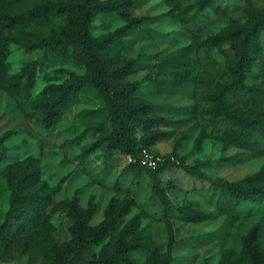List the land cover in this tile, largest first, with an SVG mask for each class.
I'll list each match as a JSON object with an SVG mask.
<instances>
[{
	"label": "rangeland",
	"instance_id": "rangeland-1",
	"mask_svg": "<svg viewBox=\"0 0 264 264\" xmlns=\"http://www.w3.org/2000/svg\"><path fill=\"white\" fill-rule=\"evenodd\" d=\"M57 1L0 0V224L12 206L17 181L25 174L37 170L43 182L57 189L39 225L0 241V264H53V245L72 238V218L57 204L74 197L84 208L95 205L93 225L105 218L112 199L127 208L104 241L84 249L83 263L96 260L107 246L118 264H147L153 250L164 253L172 242L171 264H253L242 254L243 239L259 225L258 240L264 247V200L221 211L219 180L235 182L264 166V132L249 131L255 145L246 147L236 138L242 127L214 114L212 96L231 79L228 63L234 53L228 40L221 46L198 48L197 44L232 22L249 23L264 10V0H215L222 13L214 6L200 10V0H134L131 14L143 20L114 42L107 56L114 64L135 60L131 73L116 84L138 81L131 102H148L151 112L165 119L135 130L140 146L176 161L154 170L129 162L128 154L109 146L116 125L104 96L92 85L70 100L54 126L43 125L39 102L44 87L62 83L72 73L87 75L88 70L70 47L52 51L27 46L29 40L60 34L67 15L53 13L45 19L22 21L15 16ZM125 23L117 14L102 13L91 32L95 36L111 33ZM254 55L246 74V92L227 95L233 108L249 117L264 110V31ZM31 63L36 66L33 85H26V77L15 84ZM153 132L162 135L147 144ZM188 167L194 168L192 173ZM157 184L172 204L169 212L155 191ZM185 205L207 217L188 220L179 210ZM135 218L140 244L119 253V233Z\"/></svg>",
	"mask_w": 264,
	"mask_h": 264
},
{
	"label": "trees",
	"instance_id": "trees-1",
	"mask_svg": "<svg viewBox=\"0 0 264 264\" xmlns=\"http://www.w3.org/2000/svg\"><path fill=\"white\" fill-rule=\"evenodd\" d=\"M134 0H60L37 5L15 16L17 21L36 20L48 18L56 13L68 16V23L58 35H51L38 41H27L31 48L43 47L52 51H65L73 49L76 60L85 65L87 75L72 73L62 83H52L44 87L42 99L39 104L42 108V122L46 128L54 126L70 100L77 96L87 86H94L104 96L110 119L115 123L116 130L109 139L111 148L120 149L126 154L138 156L141 148L135 136L136 128L140 126H153L165 121L162 116L151 112L148 102L133 103L131 98L139 87V82L117 85L116 82L129 75L135 66L134 59H124L114 64L107 56L112 44L132 30L138 28L143 17H133L131 9ZM214 6L217 13H222L215 0H200L199 9ZM102 13L117 14L126 20V23L115 31L95 36L91 32V25L98 15ZM264 31V10L247 24L232 22L228 28L220 33L210 36L197 44L198 48L208 46H221L223 41H230L234 58L228 63L231 79L219 85L212 96L214 101L213 112L242 127L236 136L237 140L246 147H253L255 142L248 134L249 131L260 129L264 132V110L256 116L241 115L236 108L227 101V95L235 92L244 94L248 88L246 74L255 61L254 46ZM35 63L29 64L16 78L15 84H20L26 77L28 87L32 86L35 78ZM160 132L150 134L146 143H154L161 137ZM97 145V144H95ZM91 146L88 151L94 149ZM134 164L139 162H133ZM171 157L160 162L155 168L175 164ZM144 166V165H142ZM151 169V168H150ZM193 167L187 170L192 173ZM154 170V169H153ZM42 182L41 186L39 184ZM38 188L31 191V188ZM221 188L218 208L222 211L237 209L243 202L260 203L264 200V166L257 172L238 181L229 182L219 180ZM155 191L160 196L164 209L169 212L172 204L163 188L155 185ZM57 189L48 186L41 179L40 172L33 170L17 181V188L12 206L7 213L5 221L0 224V241L10 238L17 230L25 231L39 225L45 218L48 206L53 202ZM57 207L66 210L72 218L70 232L72 235L68 243L53 245V264H118L113 255L109 254L108 247L104 246L100 256L88 263L82 262V253L85 248L100 243L116 228L118 222L127 214L125 206H119L115 199L109 203L105 218L98 224H91L95 213V205L87 208L80 205L77 197L62 200ZM182 214L190 221H200L207 217L203 212L195 211L189 205L179 208ZM40 222V223H39ZM139 226L137 218L128 222L120 231L116 242V251L126 253L140 244V238L135 235ZM260 226L255 225L243 239L242 254L253 264H264V247L259 243ZM173 244L168 245L167 251L161 253L158 249L152 251L147 264H171L173 258ZM128 264V263H126Z\"/></svg>",
	"mask_w": 264,
	"mask_h": 264
},
{
	"label": "built area",
	"instance_id": "built-area-1",
	"mask_svg": "<svg viewBox=\"0 0 264 264\" xmlns=\"http://www.w3.org/2000/svg\"><path fill=\"white\" fill-rule=\"evenodd\" d=\"M129 162H139L140 164L155 169L160 162L165 161L166 159H162L160 156H155L151 154L147 148H141L138 156H134L132 154L128 155ZM171 160L175 161L174 158L171 157Z\"/></svg>",
	"mask_w": 264,
	"mask_h": 264
}]
</instances>
